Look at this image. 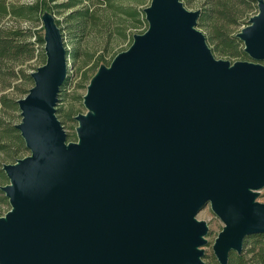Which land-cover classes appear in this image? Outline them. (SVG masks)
<instances>
[{"label":"water","instance_id":"95a60500","mask_svg":"<svg viewBox=\"0 0 264 264\" xmlns=\"http://www.w3.org/2000/svg\"><path fill=\"white\" fill-rule=\"evenodd\" d=\"M147 30L101 64L78 112L57 115L68 77L54 13L42 15L46 62L19 97L29 154L3 163L0 264H206L211 203L221 264L264 232V0L236 35L253 59L217 57L184 0H151Z\"/></svg>","mask_w":264,"mask_h":264},{"label":"rangeland","instance_id":"374dc122","mask_svg":"<svg viewBox=\"0 0 264 264\" xmlns=\"http://www.w3.org/2000/svg\"><path fill=\"white\" fill-rule=\"evenodd\" d=\"M22 2H31L34 0H19ZM63 0H57V2ZM188 8L199 9L200 12L209 6V0H184ZM151 0H117L115 3L102 2L101 0H85L83 4L90 5L92 9L91 15L86 22H82L80 26L74 25L68 14L71 9H63V7H55L53 13L55 18L59 19L58 25L63 32L64 44L70 51L67 56L68 61V76L66 92L59 96L57 102V115L62 120L64 127L68 133L69 140H76V126L78 119L74 116L78 112H86L88 108L83 102V94L86 93V84L89 82L88 77L97 69L96 64L110 63L112 57L120 50L128 48L132 41L133 35L136 32H144L147 30L148 20L146 18L144 8L150 4ZM234 5L239 9L238 21H232L227 18L222 12H212V16L205 19L203 24H197L207 35V40L213 48L214 54L217 57L229 59L235 62L238 59H253L244 50V42L241 44L243 52H235L231 54L221 48L220 32L236 34L243 26L248 24L250 17L258 11V1L252 0L248 8L245 10L246 4L241 0H234ZM132 11V12H131ZM136 11V12H133ZM8 22L23 27L37 26L41 27L43 19L39 21L28 19H9ZM58 22V21H57ZM44 33V25L41 30ZM46 54L44 44L38 45L36 54L32 58L25 61L23 64L26 71L31 72L37 66L45 63ZM99 65V66H100ZM87 76V77H86ZM67 79V78H66ZM20 82L19 78L17 82ZM34 83L33 80L28 81L29 87ZM12 95L17 96L19 93L12 88H8ZM22 96V95H21ZM20 107V106H19ZM71 107L74 110L70 112ZM2 120L5 119L13 123L21 121V108L14 109L9 107L2 112ZM71 134H76L73 137ZM7 137H12L11 141L15 140V136L9 134ZM9 147V146H8ZM7 147V148H8ZM31 152L27 146L23 147L17 153H9L8 150H0V168L6 162H14L16 158L29 154ZM10 181L6 175L0 174V184L4 185ZM257 199L264 201V187L259 189ZM9 197L0 189V214L4 215L11 208ZM200 219H205L209 225V232L205 235L208 242L201 247L205 248V253L214 252L213 242L224 226L223 220L212 209L211 203L204 205L196 214Z\"/></svg>","mask_w":264,"mask_h":264},{"label":"trees","instance_id":"16d2710c","mask_svg":"<svg viewBox=\"0 0 264 264\" xmlns=\"http://www.w3.org/2000/svg\"><path fill=\"white\" fill-rule=\"evenodd\" d=\"M84 1L85 0H63L57 2V0H34L31 2H22L19 0H0V150H8L9 153L13 154L26 146L25 139L16 125L17 123L12 124L6 119L3 121L1 119L3 116L2 112L6 108L9 109V107L14 109L20 108V105H18L19 97L29 92L28 90L31 86L29 87L28 81H34L33 76H31L32 71H26L23 64L36 54L38 45L45 44L44 33L41 32L43 25L41 27H23L18 24L9 23L8 18L39 21L45 10L53 13L55 7L61 6L63 9H71L68 17L74 25L80 26L82 22L88 21L89 15L92 13L91 6L89 4H83ZM101 1L112 4L117 0ZM241 1L246 4V10L252 0ZM208 5L209 6H207L202 13L200 12L201 14L198 18L199 24H203L202 22H204L205 19L210 18L212 12L215 13L219 11L224 13L228 19L238 21L236 12L238 15L239 9L237 5L235 8L234 0H209ZM57 21L59 23L60 20L57 19ZM219 36L221 48L223 50L231 54H235V52H243L246 54L240 47L243 41L236 34L220 32ZM69 54L70 51L67 48V56ZM99 65L100 62L96 64L97 69ZM95 71L88 77L89 82ZM19 78L21 81L17 82ZM69 78L68 76L62 83L59 96L66 92L65 87L69 82ZM88 83L85 85L86 88ZM8 88H12L19 94L17 96L12 95ZM73 110L74 107H71L70 112ZM9 134L13 135V137L15 136V140L11 141L12 137L6 136H9ZM71 135L76 137V134ZM0 174L2 176L6 175L3 166L0 168ZM1 185L2 184H0V189ZM243 244L244 248L242 252L238 253L234 250L230 252L228 264H264V232H256L247 235ZM203 258L206 260V264H221L214 252L205 253Z\"/></svg>","mask_w":264,"mask_h":264}]
</instances>
